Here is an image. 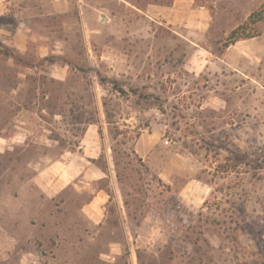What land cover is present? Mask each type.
Segmentation results:
<instances>
[{
	"label": "rangeland",
	"instance_id": "1",
	"mask_svg": "<svg viewBox=\"0 0 264 264\" xmlns=\"http://www.w3.org/2000/svg\"><path fill=\"white\" fill-rule=\"evenodd\" d=\"M95 2L94 15H32L33 45L56 48L46 58L0 40V264H21L29 249L47 264H102L95 254L126 237L120 207L135 225L155 220L157 236L188 243L183 255L145 249L142 264H264V77L217 58L264 0H211L209 54L194 51L184 27L159 24L152 6ZM21 16H0V28ZM17 125L25 142L4 141ZM87 131L95 140L83 144ZM83 149L96 151L103 178L59 194L41 180L62 154ZM99 189L111 195L104 227L82 211Z\"/></svg>",
	"mask_w": 264,
	"mask_h": 264
},
{
	"label": "crops",
	"instance_id": "2",
	"mask_svg": "<svg viewBox=\"0 0 264 264\" xmlns=\"http://www.w3.org/2000/svg\"><path fill=\"white\" fill-rule=\"evenodd\" d=\"M95 1L96 0H0V16L22 15L21 18H17V24L14 28H0V40L3 44L18 52L21 56L31 55L32 52L36 51L38 58H40L39 60L46 58L49 53L54 54L56 48H49L45 45L35 47V45H33L34 34L32 32V26L29 23L32 15H94V10L101 9L100 7L102 6L101 3L96 4ZM122 1L134 8V5L130 1ZM128 5H126V8ZM148 6L156 8L154 10L158 15H154V17H157L160 21L159 24L164 23L169 29H172L176 33L180 31L179 29L184 27V35L193 45L195 52L210 53L204 43L208 41L207 34L210 32L213 16L210 12L208 14L205 13V10H208L207 8L196 7L195 0H174L171 6L156 4ZM191 10H195L193 13H200L202 15H186ZM250 15L251 14L246 15L244 21H246ZM117 16L118 15H115L116 19ZM128 21L129 19H126V22ZM259 26L262 32L260 36L247 40H240L227 48L222 57L217 56L221 62L225 63V69L233 70V72L250 79L258 80V78L264 77V21L261 22ZM206 59H208V57ZM55 65L57 66V64L50 63V67ZM32 68H38V66L30 65L27 67L30 71ZM58 75V77L63 78L64 71L58 70ZM16 127L20 128V130L13 138L2 139L7 142L14 140V142L16 141L19 144L25 142L24 137L26 136H24L23 130H26V128L18 125ZM88 132L89 131H87L84 137L85 139H83V144L89 142L91 139L95 140L94 135H88ZM144 135L145 134H143L142 137ZM139 144L140 142L138 146ZM157 145L158 141L153 140L146 146L149 151H154ZM138 151L140 152V148H138ZM95 152L89 154V151L86 149L75 152L67 151L65 154H62V160L59 158L55 163L49 164L39 176L42 178L41 180L57 194L71 186H79L78 183L80 182L84 183V181L79 180L80 178L84 180H89L90 178L91 180L98 181L103 178L102 174H104V172L92 163V159L95 160L98 158V154L96 155ZM59 165H61V167ZM110 197L111 195L107 190H96L93 192L89 203L82 208V211L88 214L91 218V222L95 226L104 227L105 223H107L106 210ZM119 211L121 218L117 226H122L125 229L126 237L121 241H111L107 250L95 254V259L102 264H142V262H139V256L145 252V249L154 253H157V251L161 253L164 251V248L171 247L175 254H188V243L182 238L174 239L172 237L157 236L155 220L149 219V222L147 221L148 219L145 218L135 225L131 220H128V214L125 208L122 209V207H120ZM134 227L139 229L152 227L156 234L135 235L133 232ZM16 246L17 244L15 243V249L17 248ZM22 251L20 256L21 264H47V262L41 260V256L38 252L30 249ZM120 258L122 259L121 261H119Z\"/></svg>",
	"mask_w": 264,
	"mask_h": 264
},
{
	"label": "trees",
	"instance_id": "3",
	"mask_svg": "<svg viewBox=\"0 0 264 264\" xmlns=\"http://www.w3.org/2000/svg\"><path fill=\"white\" fill-rule=\"evenodd\" d=\"M130 2L139 9H145L148 5L156 4L162 6H171L173 5L174 0H130ZM196 7H205L209 10L211 15L215 12L214 4L211 0H195ZM264 21V2L263 4L251 15L248 17L246 21L242 24L238 25L236 28L231 30L227 37L222 39V45L218 47V56L222 57L227 48L231 45L236 44L240 40H247L250 38L258 37L262 34L259 24ZM3 45V44H2ZM0 44V46H2ZM2 48V47H1ZM5 49V48H4ZM6 56H13V52L10 51L7 47L5 49ZM119 92L123 94H127L124 89H119ZM133 93L138 95V90L133 89ZM142 96V95H141ZM146 97H154L153 94L148 93ZM79 120H82L80 116H78ZM91 124V123H90ZM239 162H241L242 157H237Z\"/></svg>",
	"mask_w": 264,
	"mask_h": 264
}]
</instances>
